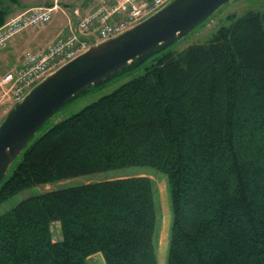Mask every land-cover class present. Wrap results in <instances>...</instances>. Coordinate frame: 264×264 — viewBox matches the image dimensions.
Wrapping results in <instances>:
<instances>
[{
	"label": "trees",
	"instance_id": "obj_1",
	"mask_svg": "<svg viewBox=\"0 0 264 264\" xmlns=\"http://www.w3.org/2000/svg\"><path fill=\"white\" fill-rule=\"evenodd\" d=\"M4 1L18 4L0 0V28L14 10ZM226 20L206 43L162 51L34 138L0 183V205L34 187L150 168L170 194L166 264H264V13ZM157 220L146 175L41 193L0 216V264H88L98 254L158 264Z\"/></svg>",
	"mask_w": 264,
	"mask_h": 264
},
{
	"label": "water",
	"instance_id": "obj_2",
	"mask_svg": "<svg viewBox=\"0 0 264 264\" xmlns=\"http://www.w3.org/2000/svg\"><path fill=\"white\" fill-rule=\"evenodd\" d=\"M232 0H174L132 30L92 44L37 85L0 124V183L42 128L69 104L172 47Z\"/></svg>",
	"mask_w": 264,
	"mask_h": 264
},
{
	"label": "built area",
	"instance_id": "obj_3",
	"mask_svg": "<svg viewBox=\"0 0 264 264\" xmlns=\"http://www.w3.org/2000/svg\"><path fill=\"white\" fill-rule=\"evenodd\" d=\"M174 0H93L92 9H74L76 24L69 33L46 49L27 50L21 63L0 75V106L9 110L20 103L37 85L61 67L86 53L92 44H102L132 30L166 8ZM53 7L33 8L11 18L0 28V51L10 40L30 29L47 26ZM69 22V17L65 14Z\"/></svg>",
	"mask_w": 264,
	"mask_h": 264
},
{
	"label": "rangeland",
	"instance_id": "obj_4",
	"mask_svg": "<svg viewBox=\"0 0 264 264\" xmlns=\"http://www.w3.org/2000/svg\"><path fill=\"white\" fill-rule=\"evenodd\" d=\"M81 0H18V4L13 6V4L9 3L8 1H4V6H8L12 14L17 16L20 12H25V10L21 11L28 5H32L31 7L36 6L37 8L42 7H53L57 5V9L53 13V20L47 26L39 28V29H30L27 31L32 32H41L45 31L47 27L60 23H68L65 14L69 17V24L67 26H74L76 24V17L74 14L75 8H80L83 12L84 9H92L91 5L89 7L80 6ZM80 3V4H79ZM40 6V7H39ZM255 10L264 13V0H232L228 4L224 5L209 21H207L202 26L195 29L192 33L188 36L183 38L182 40L178 41L175 45L171 47V51L174 52H182L183 50L187 49L189 46L193 44H204L206 43L213 33L217 31V29L225 25L227 23V18L232 15L242 16L246 12ZM15 16H9L7 22L10 18ZM6 22V23H7ZM56 26V25H54ZM59 27V26H58ZM26 33V31L24 32ZM24 33H20L18 36L23 35ZM64 37V35H62ZM17 36L13 37L14 40ZM62 38V37H60ZM59 39V38H58ZM11 42V40H10ZM9 42V45H10ZM55 42V41H54ZM53 42V43H54ZM52 43V44H53ZM8 45V47H9ZM51 46V44L49 45ZM48 46V47H49ZM0 51V75L8 72L9 70L16 67V65H12L10 59L8 58L7 49ZM46 49V48H45ZM27 51V50H26ZM10 55V54H9ZM20 55V54H19ZM22 56V55H21ZM18 57V54L16 58ZM144 73V69H140L136 72L127 73L122 75L107 85L93 89L89 93L85 94L84 96L80 97L79 99L75 100L67 107H65L62 111H60L56 116H54L42 129L35 138H39L45 132H47L53 125L61 122L65 119L70 118L71 116L79 113L81 110L86 108L87 106L97 102L104 96L112 94L114 91L119 89L122 85L128 83L129 81L133 80L136 77L141 76ZM0 106V124L6 118L9 112L3 111L4 108L1 110ZM20 160V157L17 159V162ZM16 165L10 168L8 172V176L11 174V171ZM146 175L149 176L154 183V195L156 201V208H157V257H158V264H166L167 257H168V250L170 244V232H171V224H172V211H171V201H170V194L167 186V179L166 177L157 172L156 170L150 168H133L123 171H118L114 173L108 174H101L95 175L90 177H83L79 179H73L68 181H63L57 184H49L43 185L40 187H34L30 190L24 191L5 203L0 205V216L5 214L6 212L15 208L19 203L23 200L43 194L45 192L53 191L59 188L77 186L82 184H89V183H96L101 182L104 180H113V179H122V178H130L134 176ZM53 233L54 237L57 240L59 238V225L55 224L53 226ZM88 264H105L104 259L101 254H98L89 259Z\"/></svg>",
	"mask_w": 264,
	"mask_h": 264
},
{
	"label": "crops",
	"instance_id": "obj_5",
	"mask_svg": "<svg viewBox=\"0 0 264 264\" xmlns=\"http://www.w3.org/2000/svg\"><path fill=\"white\" fill-rule=\"evenodd\" d=\"M80 2H81V4L79 3L80 6L89 7L91 4L93 5V0H81ZM31 6L32 5H28L21 11L23 10L27 11L33 8H37L36 6L34 7ZM21 13L24 12H20L19 14ZM11 16H15V15L11 14ZM66 24L68 25V23H64V24L60 23V25L54 24L56 26L51 25L47 27L45 31H41V32L26 31V33H24L23 35L17 36L14 40H11L10 45L7 49L8 50L7 53L10 54V55L8 54V58L10 59L11 64L16 65V67H18L21 63V58H22L21 55H23V53L26 50L36 51L40 49H45L55 40H57L60 37H63L62 35L64 36L68 35L69 29ZM17 54L18 57L16 58ZM2 109L3 108H1V110ZM3 111L8 112L9 109L4 107Z\"/></svg>",
	"mask_w": 264,
	"mask_h": 264
}]
</instances>
